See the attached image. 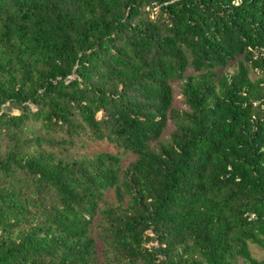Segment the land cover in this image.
<instances>
[{"label":"trees","instance_id":"obj_1","mask_svg":"<svg viewBox=\"0 0 264 264\" xmlns=\"http://www.w3.org/2000/svg\"><path fill=\"white\" fill-rule=\"evenodd\" d=\"M86 133L135 160L67 157ZM251 246L264 0H0V264H264Z\"/></svg>","mask_w":264,"mask_h":264},{"label":"rangeland","instance_id":"obj_2","mask_svg":"<svg viewBox=\"0 0 264 264\" xmlns=\"http://www.w3.org/2000/svg\"><path fill=\"white\" fill-rule=\"evenodd\" d=\"M251 77L253 80L257 78H261L262 72L261 71H255V73L252 72ZM173 87L175 91V103H174L175 107L181 110H185L187 107L185 105L184 97L181 91L182 83L174 84ZM3 113H5L8 116H18L20 114V110H18L12 105H6L3 107ZM27 128L29 131L31 130L40 131L41 124H39V122L34 121L28 124ZM43 133L46 134L45 132ZM86 134L87 135H83L81 139L76 138L75 139L76 145L74 147H70L67 152L63 150L64 153H67L66 154L67 157L79 158L85 154L95 155L98 153H111V154L120 156L121 159L123 160L124 166H127L128 164H130L131 162L135 160L134 156L130 154H124L123 151L116 148L115 145H112L107 142L94 141L92 140V138H90L89 133H86ZM51 136L58 140H61L62 138H66L63 132L51 133ZM165 139H166V136H164V140ZM4 140H6V138H4ZM96 234L97 232L95 231L94 235L96 236ZM251 250L253 253L252 255L255 256L257 259H260V260L264 259V252L260 248L256 246H251ZM236 264H243V263L239 261Z\"/></svg>","mask_w":264,"mask_h":264},{"label":"water","instance_id":"obj_3","mask_svg":"<svg viewBox=\"0 0 264 264\" xmlns=\"http://www.w3.org/2000/svg\"><path fill=\"white\" fill-rule=\"evenodd\" d=\"M23 19H24L25 21H27V20H28V15L25 14V15L23 16Z\"/></svg>","mask_w":264,"mask_h":264}]
</instances>
